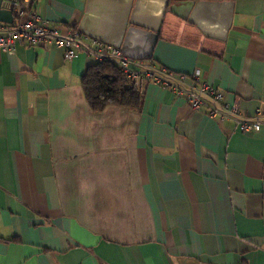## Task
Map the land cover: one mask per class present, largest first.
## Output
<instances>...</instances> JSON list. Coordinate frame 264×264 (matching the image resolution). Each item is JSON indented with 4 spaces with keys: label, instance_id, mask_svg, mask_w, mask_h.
<instances>
[{
    "label": "crops",
    "instance_id": "crops-1",
    "mask_svg": "<svg viewBox=\"0 0 264 264\" xmlns=\"http://www.w3.org/2000/svg\"><path fill=\"white\" fill-rule=\"evenodd\" d=\"M232 2L226 41L168 12L145 62L252 117L264 112V0ZM21 3L67 33L87 0ZM94 63L50 43L0 50V264H264V129L242 133L234 116H209L208 95L194 111L153 82L140 111L96 113L82 87Z\"/></svg>",
    "mask_w": 264,
    "mask_h": 264
},
{
    "label": "water",
    "instance_id": "water-1",
    "mask_svg": "<svg viewBox=\"0 0 264 264\" xmlns=\"http://www.w3.org/2000/svg\"><path fill=\"white\" fill-rule=\"evenodd\" d=\"M0 0V23L14 22L13 7ZM196 25L201 32L226 41L232 28L234 2L172 0H87L78 25L84 36L118 48L133 60L150 61L167 13Z\"/></svg>",
    "mask_w": 264,
    "mask_h": 264
},
{
    "label": "built area",
    "instance_id": "built-area-1",
    "mask_svg": "<svg viewBox=\"0 0 264 264\" xmlns=\"http://www.w3.org/2000/svg\"><path fill=\"white\" fill-rule=\"evenodd\" d=\"M12 6L14 22L12 24L0 23V50L3 52L13 54L19 46L34 48L50 43L62 49L65 58L70 61L80 53H91L95 62H114L140 91L148 82L159 84L166 89L173 90L178 95H183L194 111L201 110L205 105L203 95H208L216 105L209 108L210 117L224 120L228 114L232 115L236 118L237 128L242 133H258L264 129V112L258 111L252 117L237 116L233 111L223 112L217 104L222 101L224 93L206 84H202L198 91L195 89L185 92L179 85L173 83L174 75L165 71H157L151 63L130 59L120 49L90 40L77 30L72 29L63 33L59 26L44 20L37 11L24 9L17 1L12 2ZM199 76V71L192 75L194 83L199 82ZM178 78L179 81H185L187 76L180 75Z\"/></svg>",
    "mask_w": 264,
    "mask_h": 264
},
{
    "label": "trees",
    "instance_id": "trees-1",
    "mask_svg": "<svg viewBox=\"0 0 264 264\" xmlns=\"http://www.w3.org/2000/svg\"><path fill=\"white\" fill-rule=\"evenodd\" d=\"M180 1H235V0H172ZM21 5V0H17ZM76 28V27H75ZM82 87L90 108L100 113L109 106H120L140 111L144 104V94L127 79L112 61L95 62L83 79Z\"/></svg>",
    "mask_w": 264,
    "mask_h": 264
}]
</instances>
